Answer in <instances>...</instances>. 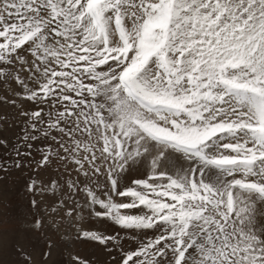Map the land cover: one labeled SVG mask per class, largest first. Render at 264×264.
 Listing matches in <instances>:
<instances>
[{"label": "snow or ice", "instance_id": "1", "mask_svg": "<svg viewBox=\"0 0 264 264\" xmlns=\"http://www.w3.org/2000/svg\"><path fill=\"white\" fill-rule=\"evenodd\" d=\"M0 106V264H264V0H0Z\"/></svg>", "mask_w": 264, "mask_h": 264}, {"label": "rangeland", "instance_id": "2", "mask_svg": "<svg viewBox=\"0 0 264 264\" xmlns=\"http://www.w3.org/2000/svg\"><path fill=\"white\" fill-rule=\"evenodd\" d=\"M0 112L12 110L6 106H0ZM8 135H11L9 132ZM29 173L13 172L6 180L0 182V243H8L11 235L22 227V221L28 216V201L30 197L24 189V182ZM107 227V226H104ZM59 243V238H56ZM75 252L92 259L94 264H110L107 256L92 245H76Z\"/></svg>", "mask_w": 264, "mask_h": 264}]
</instances>
